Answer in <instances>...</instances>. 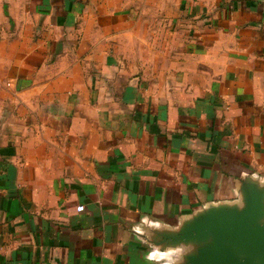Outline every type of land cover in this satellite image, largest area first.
Returning <instances> with one entry per match:
<instances>
[{"label": "crops", "instance_id": "obj_1", "mask_svg": "<svg viewBox=\"0 0 264 264\" xmlns=\"http://www.w3.org/2000/svg\"><path fill=\"white\" fill-rule=\"evenodd\" d=\"M133 5L0 0V264H179L264 186V0Z\"/></svg>", "mask_w": 264, "mask_h": 264}, {"label": "water", "instance_id": "obj_2", "mask_svg": "<svg viewBox=\"0 0 264 264\" xmlns=\"http://www.w3.org/2000/svg\"><path fill=\"white\" fill-rule=\"evenodd\" d=\"M241 194L242 205L210 206L160 241L193 248L179 264H264V186L247 179Z\"/></svg>", "mask_w": 264, "mask_h": 264}, {"label": "rangeland", "instance_id": "obj_3", "mask_svg": "<svg viewBox=\"0 0 264 264\" xmlns=\"http://www.w3.org/2000/svg\"><path fill=\"white\" fill-rule=\"evenodd\" d=\"M168 1L169 0H129L130 3L134 4L133 6L139 5V7L144 8L145 10L144 17L145 20H150L149 23H152L153 19L154 21H156L158 17L161 16L163 9L168 10V5H167ZM195 3L196 2L194 1L193 7H195ZM203 3L206 4L207 2L203 1Z\"/></svg>", "mask_w": 264, "mask_h": 264}, {"label": "built area", "instance_id": "obj_4", "mask_svg": "<svg viewBox=\"0 0 264 264\" xmlns=\"http://www.w3.org/2000/svg\"><path fill=\"white\" fill-rule=\"evenodd\" d=\"M84 210H85L84 207H78V211L82 212V211H84Z\"/></svg>", "mask_w": 264, "mask_h": 264}]
</instances>
